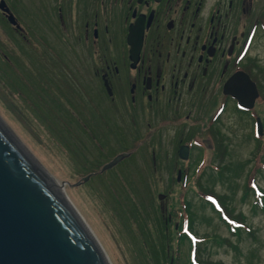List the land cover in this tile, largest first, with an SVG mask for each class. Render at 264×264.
I'll return each instance as SVG.
<instances>
[{
	"label": "rangeland",
	"instance_id": "1",
	"mask_svg": "<svg viewBox=\"0 0 264 264\" xmlns=\"http://www.w3.org/2000/svg\"><path fill=\"white\" fill-rule=\"evenodd\" d=\"M1 4L0 45L9 57L20 58L11 67L0 60V118L57 182L67 183L65 196L110 264H170L180 218L196 245L192 249L191 242L184 241L181 264H264V134L257 144L255 118L251 122L230 103L211 136L214 146L209 140L199 141L202 151L192 148L187 166L177 151L182 139L173 138L172 127L157 117H138L139 111L137 116L125 109L114 111L100 93L97 80L90 79L85 50L78 45L76 58L70 47L69 27L64 26L69 21L67 5L63 19L54 0H0ZM12 13L20 25L14 18V25L9 23ZM39 45L51 48L44 61ZM114 49L120 52V45ZM250 52L264 95V41L257 40ZM49 61L62 79L49 71ZM253 112L264 117V102ZM146 123L159 133L149 146ZM121 153H130V158L100 173ZM89 174L94 175L82 182ZM182 174L186 180L179 182ZM206 194L221 198V220L207 204ZM131 196L141 210H132ZM182 199L191 206L192 230L185 224Z\"/></svg>",
	"mask_w": 264,
	"mask_h": 264
},
{
	"label": "flooded vegetation",
	"instance_id": "2",
	"mask_svg": "<svg viewBox=\"0 0 264 264\" xmlns=\"http://www.w3.org/2000/svg\"><path fill=\"white\" fill-rule=\"evenodd\" d=\"M66 5L70 47L76 58L78 45L85 50L90 79L97 80L100 93L114 111L125 109L130 116L139 111L138 117H157L172 127L173 138L182 139L178 156L183 147L189 157L192 148L201 150L195 144L211 140L230 103L237 112V102L222 90L238 71L247 74L258 94L253 108L242 114L251 122L260 119L264 134V117L253 112L264 102L263 89L250 56L256 41H264V0H54L63 19ZM138 20L141 48L132 59L127 36ZM39 50L43 61L49 57L50 47L39 45ZM47 65L58 76L54 61ZM146 125L150 143L159 133Z\"/></svg>",
	"mask_w": 264,
	"mask_h": 264
},
{
	"label": "water",
	"instance_id": "3",
	"mask_svg": "<svg viewBox=\"0 0 264 264\" xmlns=\"http://www.w3.org/2000/svg\"><path fill=\"white\" fill-rule=\"evenodd\" d=\"M0 7L4 9L3 4ZM8 21L14 25L13 17ZM142 29L140 20L129 28L127 44L132 59L140 51ZM222 91L242 111L251 110L258 96L255 84L242 71L229 77ZM255 132L258 137L263 135L258 118ZM128 157L118 154L100 172L112 170ZM179 157L186 160L188 148H181ZM54 180L0 118V264H110L65 196L63 186L67 183L62 182L59 191Z\"/></svg>",
	"mask_w": 264,
	"mask_h": 264
},
{
	"label": "trees",
	"instance_id": "4",
	"mask_svg": "<svg viewBox=\"0 0 264 264\" xmlns=\"http://www.w3.org/2000/svg\"><path fill=\"white\" fill-rule=\"evenodd\" d=\"M14 19H15V17H14ZM16 23L18 24V25H20V21L17 19V21H16ZM23 28V27H22ZM28 28V27H27ZM25 30H26V28H25ZM24 29H23V33L24 34H26L27 32H28V30H26L25 31ZM20 36H21V34H20ZM22 37V36H21ZM2 45H0V60H2L3 62H4V64L6 63L8 66H10L11 67V62H13L14 63V60L16 59V57L19 59L20 57L18 56V55H15L16 57H14V58H11V57H9L6 53H5V51H3V49H2V47H1ZM15 47L17 48V46H16V44H15ZM13 54V53H12ZM21 59H23V58H21ZM1 64V63H0ZM3 72H4V74L5 75H7V72L5 71V70H3ZM56 76V75H55ZM54 77V76H53ZM57 78L59 77V76H56ZM60 78V77H59ZM61 82V81H60ZM59 82V83H60ZM62 98L64 99V97L62 96ZM65 100V99H64ZM31 101V100H30ZM67 102V101H66ZM67 104H68V102H67ZM66 104V106H65V111H67L68 112V105ZM44 106L46 107V108H49V106H48V104L47 103H44ZM70 106V105H69ZM35 107L36 108H40V106L39 105H36L35 104ZM57 107V106H56ZM58 108V107H57ZM38 110H41V108L40 109H38ZM236 110H237V112H239V113H243V114H245L246 113V111H242V110H239L238 108H236ZM54 111V110H53ZM55 112V111H54ZM53 112V113H54ZM56 112H58V110H56ZM95 134H96V132H95ZM93 137L95 138V137H97V139L99 140V137L97 136V135H93ZM213 137V136H212ZM147 140V145L149 146L150 145V143H149V141H148V139H146ZM254 140H255V142L257 143V144H260V142L262 141L261 139H259V137H256L255 135H254ZM213 141H214V139L213 138H211V140H210V143H212L213 144V146H214V143H213ZM102 142V141H101ZM96 145V144H95ZM195 145H200L199 147H201V150L200 151H202V144L201 143H199V144H195ZM140 146V147H139ZM138 147H137V151L139 152L140 151V149L142 148L141 147V145H139ZM97 147L99 148V149H102L101 147H102V143H100V141H99V144H97ZM216 148L213 150V153L214 154H216ZM115 157V156H114ZM113 158V157H112ZM130 158V157H129ZM109 160H111V158L109 159ZM109 160H108V162H109ZM191 160L189 159V161L188 162H190ZM188 162H186V163H188ZM203 164H204V162H203ZM187 166H188V164H187ZM190 166V165H189ZM100 174V173H99ZM91 175H94V174H91ZM102 174H100V176H101ZM186 180V176L185 175H183L182 174V177H181V179H180V181L179 182H183V181H185ZM201 190V189H200ZM201 191H204V190H201ZM205 192V191H204ZM132 198H133V200L131 199V201H132V210H141V207H140V204H138V202H136L135 200H134V197L133 196H131ZM217 197L215 196V195H212V194H206V197H205V199H206V202H207V204L212 208V210L215 212V214H217L218 215V217L220 218V216L222 217V215L224 214L223 213V210H222V208L224 207V204L221 202V198H217ZM219 201V203L221 204V206H219L217 203H216V201ZM182 203H183V215L185 216L184 218L186 219V222H185V224L186 225H188V227H190V230H192V226H193V220H192V214H191V206H190V203H189V201H187V200H183L182 199ZM144 211H145V208H144ZM181 211H182V209H181ZM133 212V211H132ZM187 217V218H186ZM179 219V218H178ZM220 220H221V218H220ZM223 221V220H222ZM188 222V223H187ZM225 222V221H224ZM177 224H178V226H177V228L175 229V233H174V237H173V241H172V252H171V256H173V260L170 262V264H181V260H182V251H181V249H182V246H184L185 244H184V241H187V240H189L190 242H191V247H192V249H196V245H195V243H193L194 242V239L191 237V235H190V232H189V230H187V229H185V230H183L182 229V219L180 218V220L177 222ZM197 242H199L198 240L196 241V243ZM203 243V242H202ZM200 244V243H199ZM192 262H193V260H192Z\"/></svg>",
	"mask_w": 264,
	"mask_h": 264
},
{
	"label": "bare ground",
	"instance_id": "5",
	"mask_svg": "<svg viewBox=\"0 0 264 264\" xmlns=\"http://www.w3.org/2000/svg\"><path fill=\"white\" fill-rule=\"evenodd\" d=\"M53 185H54L59 191H61V189H60L61 184H60L59 182H57V181L54 180Z\"/></svg>",
	"mask_w": 264,
	"mask_h": 264
}]
</instances>
